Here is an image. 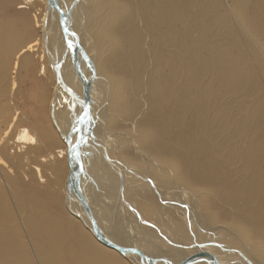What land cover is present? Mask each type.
I'll return each instance as SVG.
<instances>
[{"label": "bare ground", "instance_id": "6f19581e", "mask_svg": "<svg viewBox=\"0 0 264 264\" xmlns=\"http://www.w3.org/2000/svg\"><path fill=\"white\" fill-rule=\"evenodd\" d=\"M55 1L67 31L49 0H0V264H264V0ZM29 69L47 120L22 108Z\"/></svg>", "mask_w": 264, "mask_h": 264}, {"label": "rangeland", "instance_id": "374dc122", "mask_svg": "<svg viewBox=\"0 0 264 264\" xmlns=\"http://www.w3.org/2000/svg\"><path fill=\"white\" fill-rule=\"evenodd\" d=\"M105 2V0H104ZM227 3H230V0L227 1ZM37 8L40 9H44V6H41L40 4L38 5ZM223 9V11L221 13L223 14H227L228 15V23L229 25L233 28L234 32L232 34L233 37L237 38L239 41H235L234 47H233V52H237L238 50H246L247 52V58H248V70L252 71L256 74V75H262V68L261 66H259L257 68V64L254 65V63L256 62V57L259 55V52L257 50V46L255 43H250L248 38H244V36L242 35L243 32L241 30H236V26L235 24H237V20L234 17V15L232 14V11L229 10L226 7H222L220 9V11ZM105 14V10L101 9L100 10V15L103 16ZM217 22L213 23L214 28L216 29L218 26L217 24H215ZM233 25V26H232ZM39 36L40 37V50L42 51L43 47L45 46V43L43 41L42 38V32L39 31ZM246 60V59H245ZM38 61H36L37 63ZM36 65V64H35ZM34 65V66H35ZM215 66L212 64L210 69L214 70ZM239 69L242 71L244 69V66H239ZM27 75L22 83V91L24 93V100H21V105L23 109H26V111L28 112V114L31 115V119L30 120H35L36 116V111H41L40 115L44 116V119L47 120V114L49 113L48 111V104L50 101V95L52 93V89H53V84L52 81L50 80L49 76H45V75H41V76H36L34 74V70L33 69H29L27 70ZM211 77V76H210ZM208 77L207 81H210L211 78ZM215 80L216 82L221 81V74L220 72H218L215 75ZM261 81V80H260ZM248 83L250 84L251 81L249 80ZM241 86L237 87V90L240 91ZM254 91H256L255 94L249 95L245 89H243V91L240 93L243 94L245 93L246 95H241L240 99L245 100L248 102V104L250 105V108H252L251 110H253L254 108L257 107V105H260L259 103V99L262 96L263 93V89H262V82L261 85L259 87L254 88ZM239 99V97H238ZM262 104L264 105V101L262 102ZM34 118V119H33ZM120 125L122 126V123H120ZM123 127L126 128L124 122H123ZM109 128V127H108ZM118 128V127H117ZM114 129L115 131H118L119 133H122L123 130L125 129ZM110 129V128H109ZM110 129V130H112ZM113 130V131H114ZM127 132V131H125ZM83 134V132H82ZM84 137V135H83ZM98 141V140H96ZM89 144L87 143L86 145L83 146V151H82V159L84 157V159H86V157L88 156L89 152H90V148L88 146ZM88 147V148H86ZM86 148V149H85ZM86 153V154H85ZM83 159V160H84ZM126 161H132L131 159H125ZM112 172V171H111ZM85 176H88L86 173L85 175H83V178L85 180ZM85 183H88L86 180L84 181ZM84 186V184H83ZM86 187V185H85ZM80 194V193H79ZM86 198H88V195L85 193L84 194ZM87 195V196H86ZM78 201H82V196L79 195L78 197ZM149 207V206H148ZM140 210V209H139ZM149 210L152 211V209L149 207ZM140 212H142L140 210ZM142 214V213H141ZM143 215L150 219V222L154 223V224H158L159 222L155 221L156 215H150V214H146L143 213ZM229 217H222L221 219H216L217 222H222L225 224H229L228 222ZM158 225H161L160 223ZM259 253H262L260 248H259ZM200 259V257H198Z\"/></svg>", "mask_w": 264, "mask_h": 264}, {"label": "water", "instance_id": "95a60500", "mask_svg": "<svg viewBox=\"0 0 264 264\" xmlns=\"http://www.w3.org/2000/svg\"><path fill=\"white\" fill-rule=\"evenodd\" d=\"M49 2L51 3V6L56 8L59 13H60V18H61V21L63 23V30L64 31H67V28H66V24L65 23V12L58 6V4L56 3L55 0H49ZM82 47L81 45L79 44L78 40L77 42H75V48H74V57H75V65H76V68H77V71L79 74L80 73V67H79V50H81ZM82 77V76H81ZM84 82V80H83ZM84 84V92L85 94L88 95V92H89V87L88 84H86L85 82L83 83ZM89 99H86L85 100V106H84V112H83V119H84V122L85 121H89V117H88V109H89ZM83 135L82 132L80 131V129L78 130V133H77V141L75 142L74 146L75 149H76V162L78 164V166L80 165V157H79V151H80V144H81V140L83 138ZM71 154H72V148L69 149V157H71ZM79 179H80V167H78V169L76 170V182H75V190H76V193L77 195H79V188H78V185H79ZM94 220V219H93ZM94 222V221H93ZM93 230L94 232L97 234V236L100 238V240L102 242H105L106 244L110 245V246H113L115 248H117L120 252H122L123 254H125L126 252H135L137 254H141V252L137 249H127L126 247H123V246H118L112 242H109L108 240H106L105 237L102 236L101 232L99 231L98 227L96 226L95 222L93 223ZM144 258V255H142V259ZM143 261V260H142Z\"/></svg>", "mask_w": 264, "mask_h": 264}, {"label": "snow or ice", "instance_id": "6c2138e0", "mask_svg": "<svg viewBox=\"0 0 264 264\" xmlns=\"http://www.w3.org/2000/svg\"><path fill=\"white\" fill-rule=\"evenodd\" d=\"M71 46V45H70Z\"/></svg>", "mask_w": 264, "mask_h": 264}]
</instances>
